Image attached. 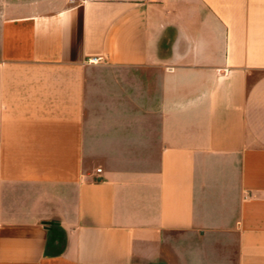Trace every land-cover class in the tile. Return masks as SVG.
<instances>
[{
  "label": "crops",
  "instance_id": "obj_1",
  "mask_svg": "<svg viewBox=\"0 0 264 264\" xmlns=\"http://www.w3.org/2000/svg\"><path fill=\"white\" fill-rule=\"evenodd\" d=\"M21 1L0 264H264V0Z\"/></svg>",
  "mask_w": 264,
  "mask_h": 264
},
{
  "label": "rangeland",
  "instance_id": "obj_2",
  "mask_svg": "<svg viewBox=\"0 0 264 264\" xmlns=\"http://www.w3.org/2000/svg\"><path fill=\"white\" fill-rule=\"evenodd\" d=\"M22 1H25L26 3H30V2H33V1H30V0H22ZM21 1V2H22ZM60 0H48V1H35L33 2L35 5H45L47 8L46 9H49V10H53L57 7L59 8H65L71 4H74L76 3L78 0H66L64 3H60L59 2Z\"/></svg>",
  "mask_w": 264,
  "mask_h": 264
},
{
  "label": "built area",
  "instance_id": "obj_3",
  "mask_svg": "<svg viewBox=\"0 0 264 264\" xmlns=\"http://www.w3.org/2000/svg\"><path fill=\"white\" fill-rule=\"evenodd\" d=\"M99 171V170H98Z\"/></svg>",
  "mask_w": 264,
  "mask_h": 264
}]
</instances>
